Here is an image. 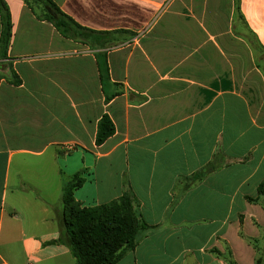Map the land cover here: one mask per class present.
<instances>
[{
	"label": "crops",
	"instance_id": "0c3cea01",
	"mask_svg": "<svg viewBox=\"0 0 264 264\" xmlns=\"http://www.w3.org/2000/svg\"><path fill=\"white\" fill-rule=\"evenodd\" d=\"M4 1L0 264H72L77 172L82 207L130 191L148 225L116 264H264V0H54L75 38Z\"/></svg>",
	"mask_w": 264,
	"mask_h": 264
},
{
	"label": "trees",
	"instance_id": "16d2710c",
	"mask_svg": "<svg viewBox=\"0 0 264 264\" xmlns=\"http://www.w3.org/2000/svg\"><path fill=\"white\" fill-rule=\"evenodd\" d=\"M30 1L25 0L32 8ZM38 1L46 11V15L39 17L50 21L62 35L86 37L88 32H93L64 13L54 0ZM0 13V58H6L12 36V21L4 0H0ZM114 132L113 121L108 115H104L99 121L96 143L102 144ZM217 166L216 159L211 161L198 172L199 177L215 170ZM84 181L83 173L77 172L64 184L63 210L59 215L62 225L59 241L69 248L76 264H116L128 250L135 247L139 232L148 225L140 217L135 196L130 191L107 204L82 207L76 200L74 191ZM229 262L238 264L232 257Z\"/></svg>",
	"mask_w": 264,
	"mask_h": 264
},
{
	"label": "rangeland",
	"instance_id": "374dc122",
	"mask_svg": "<svg viewBox=\"0 0 264 264\" xmlns=\"http://www.w3.org/2000/svg\"><path fill=\"white\" fill-rule=\"evenodd\" d=\"M31 5H32V8L36 11V13L39 15V16H44L46 15V11H45V7L43 6V4L38 1V0H31L30 1ZM72 258V264H76V261L75 259L73 258V256H71Z\"/></svg>",
	"mask_w": 264,
	"mask_h": 264
}]
</instances>
